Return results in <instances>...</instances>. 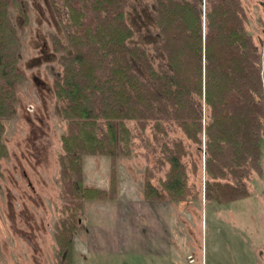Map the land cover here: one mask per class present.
I'll return each instance as SVG.
<instances>
[{
    "label": "trees",
    "instance_id": "trees-1",
    "mask_svg": "<svg viewBox=\"0 0 264 264\" xmlns=\"http://www.w3.org/2000/svg\"><path fill=\"white\" fill-rule=\"evenodd\" d=\"M128 2L63 0V10L55 9L62 38L50 37L60 67L53 91L67 124L58 179L64 212H71L55 235L58 264H72V234L79 227L72 223L83 201L115 197V158L132 153L133 136L125 121H138L142 132L146 121L158 129L163 120L175 121L196 144L203 134L207 200L244 199L250 195V175L261 173L262 46L245 28L241 0H204V11L201 0H153L164 59L157 66L144 48L128 43L134 37L126 18ZM9 5L19 9L20 0H0V119L15 114V85L26 79L16 66L20 40ZM3 130L0 122V158L7 156ZM160 153L170 165L163 185L177 200L186 183L181 160L186 152L178 141L172 146L163 142ZM88 155L110 158L108 191L83 186L82 157ZM153 192L146 185L145 198Z\"/></svg>",
    "mask_w": 264,
    "mask_h": 264
},
{
    "label": "rangeland",
    "instance_id": "rangeland-1",
    "mask_svg": "<svg viewBox=\"0 0 264 264\" xmlns=\"http://www.w3.org/2000/svg\"><path fill=\"white\" fill-rule=\"evenodd\" d=\"M62 1L20 0L19 9L12 5L7 9L20 40L16 66L24 71L26 79L15 85V114L0 119L4 129L1 140L7 151L6 158H0V264H58L55 235L68 223L66 219L71 214L64 212L66 201L61 198L58 179L63 154L61 136L66 132L67 124L59 115L61 104L53 91V79L59 75L60 67L59 54L54 52L50 39L53 34L62 38L55 16L56 8L63 10ZM241 3L247 14L245 28L254 43L261 47L264 0H241ZM152 8L153 0H129L126 18L134 30V37L128 43L144 48L157 66L164 63V59L159 52L161 38ZM200 9H205L204 0H201ZM24 12L26 16H23ZM201 111L205 123L207 110L204 105ZM124 124L133 136L132 153L115 158V196L117 189L121 195H138L139 192L146 193V185L151 186L154 192L146 194L148 200L161 202L166 207L164 212V208L157 212L161 219L164 214L172 216L171 206L167 203L178 202L173 210V218L177 220L173 232L188 242L183 248L178 247L179 264H264V137L261 173L253 172L247 181L250 195L218 204L205 198L203 134L201 143L196 144L186 139L175 121L159 122L160 129L154 126V121H146L143 132L136 120ZM178 141L186 152L181 158L186 183L184 191L177 192V200H172L163 185L170 165L160 153V146L163 142L172 146ZM82 167L84 187L109 190V157L83 156ZM121 195L119 200H124ZM115 198L84 200L82 209L84 205L87 215L83 219L80 210L72 225L79 226L77 229L82 232L84 225L93 230L104 226L103 230L93 231L94 239L99 231L104 232L108 228L105 226L111 224L112 221L104 223L107 218L103 214L113 209L114 206L106 205ZM146 206L156 213L154 203ZM77 229L72 234V240L75 239L72 263L109 264L111 260L106 254L86 252L84 240H81L84 235L78 236ZM173 245L170 244L171 252L175 250ZM129 248L120 252L122 260L119 264H140L135 251L128 255ZM82 254L87 260H83Z\"/></svg>",
    "mask_w": 264,
    "mask_h": 264
},
{
    "label": "crops",
    "instance_id": "crops-1",
    "mask_svg": "<svg viewBox=\"0 0 264 264\" xmlns=\"http://www.w3.org/2000/svg\"><path fill=\"white\" fill-rule=\"evenodd\" d=\"M119 191L120 189H117L116 198L106 205L107 207L111 206V208L114 206L113 209L106 214L101 211L103 216L107 218L104 223L109 224L112 221L111 224L105 226L108 228L104 232L99 231L93 239V231L102 229L104 226L95 227L93 230L92 227L83 223L85 231L76 230L79 233L78 236L84 235L81 240H84L86 252L89 254L92 252L94 255L106 254V258L111 260L109 264H119V260H122L120 252L131 246L135 249L129 248L128 255L135 251L140 264H179L178 247L183 248L188 242L181 239L177 232H173L174 222L177 221L173 218V210L176 209L178 202H168L167 206H171L172 216L169 217V215L164 214L165 217L161 219L157 212L163 208L162 211H165L166 207L163 206V203L149 201L143 192H139L138 195H121ZM120 195L124 197V200H119ZM150 203H154V207L156 206V213L155 211L152 213L150 207L146 206ZM85 213L86 210L83 205V219L87 215ZM74 243L75 239L73 238V249H75ZM174 243L178 245L174 246ZM170 244L175 248L172 252ZM82 258L87 260L85 254H82Z\"/></svg>",
    "mask_w": 264,
    "mask_h": 264
},
{
    "label": "water",
    "instance_id": "water-1",
    "mask_svg": "<svg viewBox=\"0 0 264 264\" xmlns=\"http://www.w3.org/2000/svg\"><path fill=\"white\" fill-rule=\"evenodd\" d=\"M261 82L263 90V108H264V40L261 48Z\"/></svg>",
    "mask_w": 264,
    "mask_h": 264
}]
</instances>
